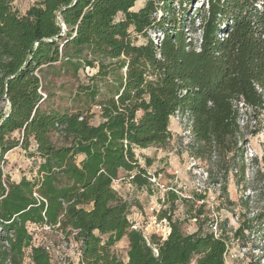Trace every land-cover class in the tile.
I'll return each mask as SVG.
<instances>
[{"label": "trees", "instance_id": "1", "mask_svg": "<svg viewBox=\"0 0 264 264\" xmlns=\"http://www.w3.org/2000/svg\"><path fill=\"white\" fill-rule=\"evenodd\" d=\"M13 2L0 0V264H53L48 237L68 243L73 232L79 264H225V228L184 234L164 212L169 237L147 239L114 184L151 189L152 162L143 166L136 150L167 146L177 113L192 120L197 159L232 156L245 178L243 140L264 135V0H205L191 12L182 0L180 11L173 0L138 11L137 0H34L25 15ZM87 68L97 72L74 95L84 108L51 103L49 75L79 80ZM87 102L100 109L98 124ZM19 146L34 166L14 182L5 156ZM262 148L255 180L264 184ZM177 199L168 195L172 206ZM246 229L244 221L234 238ZM123 239L127 261L114 250Z\"/></svg>", "mask_w": 264, "mask_h": 264}, {"label": "rangeland", "instance_id": "2", "mask_svg": "<svg viewBox=\"0 0 264 264\" xmlns=\"http://www.w3.org/2000/svg\"><path fill=\"white\" fill-rule=\"evenodd\" d=\"M148 1L150 0H138V6H143ZM159 1L161 0L154 2L159 5ZM179 1L181 0L172 2L176 11L181 10ZM182 1V8L188 9V12L199 8L205 2ZM33 4L34 0H14L13 8L20 15H25ZM161 15L159 13L157 17L161 18ZM148 34L155 43L163 38L158 31H149ZM139 41L143 42L142 39ZM96 72L87 68L80 72L79 80L69 76L49 75L45 92L51 90L55 94L51 103L61 106L62 109H82L85 106L79 104L74 95L91 83L90 80ZM83 99L85 100V96ZM87 107L92 110L91 124H97L100 120V109L89 102ZM170 131L173 137L167 146L137 150V157L143 166L146 159L152 162L151 167L147 168L152 183L150 190L138 189L126 179L114 184L115 191L130 205V221L148 238L155 235L163 239H167L169 232L168 221L165 223L159 219L164 212L171 216L173 222L181 225L184 234H193L200 226L204 233H208L212 226L219 225L217 234L220 235L225 228L230 237L225 264H248L252 259H260L264 264V195L260 196V188L264 184L255 180V159L261 160L263 156L264 135L245 136L243 152L246 170L245 178H242L241 165L238 160L235 162L237 166L230 162L229 158L232 156L220 163L214 155L207 160L195 157L193 123L188 116L175 114L170 121ZM13 138L19 140L21 135L15 134ZM53 140L57 145L62 144L58 136H54ZM33 166L34 161L19 146L8 155L4 171L12 181L17 182L22 176L31 178L29 171ZM170 194L178 198L173 206L168 201ZM244 221L248 229L239 238H234L235 232ZM41 238V235L37 237L38 240ZM48 239L53 246V264H66L68 260H75V247L63 243L55 236ZM114 250L120 259L127 261L126 239L119 242ZM25 264H32L29 257L25 259Z\"/></svg>", "mask_w": 264, "mask_h": 264}, {"label": "built area", "instance_id": "3", "mask_svg": "<svg viewBox=\"0 0 264 264\" xmlns=\"http://www.w3.org/2000/svg\"><path fill=\"white\" fill-rule=\"evenodd\" d=\"M154 1H158V0H154ZM41 95L44 97V99H46V95L45 94L41 93ZM7 159H8V155L5 156V160H7ZM34 196L36 198H38L37 194H34ZM161 222H165L166 223L167 220L164 219ZM168 226H169V232L166 235L167 238L169 237V235L171 233L170 225H168ZM133 228L134 229H137L136 226H134ZM48 230H49V228H45L44 229V231H48ZM212 230H213L214 234L216 235V237H218V234H217L218 233L217 225H214L213 228H212ZM37 237H36V242H37V244H39L40 243V240H38ZM76 237H77V232H73L72 235H71V237H70L69 242L68 243L64 242L65 244H70L71 246L75 247L76 248V251H77V257L75 258V260L74 259L73 260H68V262H65L66 264H70V263L79 264L81 262V260H82V251H81L82 243L79 242V241H77L75 239ZM146 238L149 239L147 236H146ZM159 238H161V237H159ZM161 239L162 240H166V238L165 239L161 238ZM52 248H53V246H52L51 242H46L45 243V249H46V251L53 257V249Z\"/></svg>", "mask_w": 264, "mask_h": 264}, {"label": "crops", "instance_id": "4", "mask_svg": "<svg viewBox=\"0 0 264 264\" xmlns=\"http://www.w3.org/2000/svg\"><path fill=\"white\" fill-rule=\"evenodd\" d=\"M143 6H138V0H137V3H136V6L133 8V11H138L139 9H141ZM101 121V118H100V120H99V122ZM98 122V123H99ZM97 123V124H98ZM136 153H137V150H136ZM141 163V162H140ZM17 182H19V181H17ZM126 241H127V239H126ZM127 243H128V241H127Z\"/></svg>", "mask_w": 264, "mask_h": 264}]
</instances>
